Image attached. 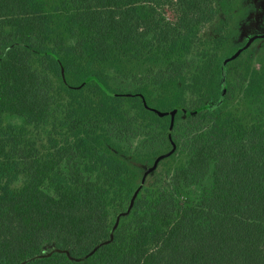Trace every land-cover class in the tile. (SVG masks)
Here are the masks:
<instances>
[{
	"label": "trees",
	"instance_id": "16d2710c",
	"mask_svg": "<svg viewBox=\"0 0 264 264\" xmlns=\"http://www.w3.org/2000/svg\"><path fill=\"white\" fill-rule=\"evenodd\" d=\"M218 11L0 0V264H264V64H230L238 93L219 101L230 35L203 33ZM112 74L140 79L142 97ZM193 100L215 105L198 117L207 127L189 115L144 180L161 153L126 147L169 144L163 113L176 129Z\"/></svg>",
	"mask_w": 264,
	"mask_h": 264
},
{
	"label": "flooded vegetation",
	"instance_id": "af4514ba",
	"mask_svg": "<svg viewBox=\"0 0 264 264\" xmlns=\"http://www.w3.org/2000/svg\"><path fill=\"white\" fill-rule=\"evenodd\" d=\"M210 4L213 8L219 10L217 18L219 19L218 25L221 27L218 28L217 24L211 25L206 28L203 33L208 37V39H213L220 33L224 35H230L229 40L232 52H230L224 60L233 57L239 51H241L234 60L228 62L225 76L223 71V63L225 61L222 63V78L219 85V101H224L227 97L228 90L230 93V79L235 72L234 71L232 74H229L228 69L230 64L235 63L238 60H243L242 62L253 60L255 63H257L258 67L264 64V19L261 22L259 19L260 14L262 11H264V0H210ZM168 17L173 18V14L168 12ZM252 19V30H254L255 33L248 35L247 27L249 26ZM231 29H233V31H231ZM209 34L211 36H209ZM224 77L226 82V90L224 89L223 84ZM205 101L211 102V100ZM229 101H231V99H229ZM211 103L213 104V102ZM163 115L164 117H171V121H173L174 124L175 118L171 116L170 112H165ZM174 153H171L170 156L162 159L158 163L156 169H158L159 164L163 160L171 157ZM156 160L157 159H155V162Z\"/></svg>",
	"mask_w": 264,
	"mask_h": 264
},
{
	"label": "rangeland",
	"instance_id": "374dc122",
	"mask_svg": "<svg viewBox=\"0 0 264 264\" xmlns=\"http://www.w3.org/2000/svg\"><path fill=\"white\" fill-rule=\"evenodd\" d=\"M259 19H260V22L264 19V11H262V13L260 14ZM252 25H253V19L250 21V24L247 27L248 35H252L255 33V31L252 30ZM209 36L211 35L209 34ZM192 58L196 60V56ZM110 78H111V85L113 89L116 90L120 95H124L128 97H134V96L141 97V95H139L138 90L144 84L140 81V79L134 78V77H124V76H119L115 74H112ZM238 81H239L238 75L236 72H234V74L232 75L230 79V84H231V89H232L231 95L235 97L238 93ZM150 82L152 83L154 82V80H150ZM259 101H264V99L259 100ZM191 104H194V105L192 107L182 109V112H183L182 120L178 123V126L176 127V129H174L173 121L170 122V126L167 131V137H168L169 144H167L166 141L162 140V138L145 143L144 141L146 138L140 137V138L133 140L132 144L128 145L126 148L130 150L132 153L137 152V153H142L143 155L147 153H151L153 151H158L161 154L156 159H159L165 154H171V153L176 152L177 146L173 140L174 130L177 134L180 133L181 135H183V133L186 132L187 130L188 124L186 123H187V120L189 119V115L195 118V124L194 125L192 124L191 126L192 130L198 129L197 126H202L201 128H206L208 125V122L206 120L204 121L198 120V117L201 114L215 107L214 104L208 101H203V103H201V102H198V100H193ZM195 105L204 106V110L201 112H198V110L193 108ZM6 121L8 123L15 124V125H19L21 123V119L17 117H11V116L6 117ZM199 121L202 122L201 125L199 124ZM170 146L172 148L171 150H168ZM142 170H143V176L145 180V179H149L155 173L157 169L156 167L154 168V165H151V166H143ZM113 219H114V216H113ZM47 252H48V249L45 250V253Z\"/></svg>",
	"mask_w": 264,
	"mask_h": 264
},
{
	"label": "water",
	"instance_id": "95a60500",
	"mask_svg": "<svg viewBox=\"0 0 264 264\" xmlns=\"http://www.w3.org/2000/svg\"><path fill=\"white\" fill-rule=\"evenodd\" d=\"M240 52H241V51H239V52H238L236 55H234L233 57H231V58L225 60V62L223 63L224 76H225V74H226V66H227L228 62L234 60V59L240 54ZM223 84H224V89L226 90L225 77H224V79H223ZM168 156H170V154L164 155V156L160 157L159 159H157L156 162H155V164H154V168L157 167L158 163H159L162 159H164L165 157H168ZM136 196H137V194L134 195L133 200H132V204L134 203V200H135ZM117 222H118V221H117Z\"/></svg>",
	"mask_w": 264,
	"mask_h": 264
}]
</instances>
